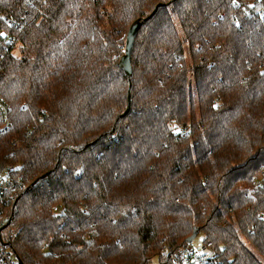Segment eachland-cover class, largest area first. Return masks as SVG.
I'll return each instance as SVG.
<instances>
[{
	"label": "trees",
	"instance_id": "1",
	"mask_svg": "<svg viewBox=\"0 0 264 264\" xmlns=\"http://www.w3.org/2000/svg\"><path fill=\"white\" fill-rule=\"evenodd\" d=\"M0 95L18 264H264V0H0Z\"/></svg>",
	"mask_w": 264,
	"mask_h": 264
},
{
	"label": "built area",
	"instance_id": "2",
	"mask_svg": "<svg viewBox=\"0 0 264 264\" xmlns=\"http://www.w3.org/2000/svg\"><path fill=\"white\" fill-rule=\"evenodd\" d=\"M10 106L8 102L0 95V135L7 132L12 121L10 117ZM15 166L7 164L3 167L0 174V201L4 199V194L15 184L13 174ZM24 188V185H20ZM2 198V199H1ZM58 207L54 210L58 211ZM10 214L0 206V264H18L16 258L10 251L9 245L2 236V227L6 225ZM218 250L211 240L196 238L192 242H185L177 252L178 264H210L214 261Z\"/></svg>",
	"mask_w": 264,
	"mask_h": 264
},
{
	"label": "water",
	"instance_id": "3",
	"mask_svg": "<svg viewBox=\"0 0 264 264\" xmlns=\"http://www.w3.org/2000/svg\"><path fill=\"white\" fill-rule=\"evenodd\" d=\"M161 4H157L155 9L153 10L152 13H150L149 16L141 19V18H137L131 25L127 35H126V42H125V53L121 58V67L127 72V74L129 75V77L132 74V67H131V54H132V49L134 47V43L138 34L139 29L141 28L142 24L147 21L150 17L153 16V14L157 11V9L159 8ZM130 105H131V94L129 93L128 95V107L127 109L124 111V113L121 116H124L130 109ZM6 226V225H5ZM3 226L2 229L5 227ZM200 229L196 228L193 232V234L191 236H189L187 238V242H192L196 237L197 234L199 233Z\"/></svg>",
	"mask_w": 264,
	"mask_h": 264
},
{
	"label": "rangeland",
	"instance_id": "4",
	"mask_svg": "<svg viewBox=\"0 0 264 264\" xmlns=\"http://www.w3.org/2000/svg\"><path fill=\"white\" fill-rule=\"evenodd\" d=\"M13 52H15V53H19L20 52V45H19V43L16 44L15 49H14ZM201 238H203V235H200L199 237H196V240H199ZM153 264H159L158 260L156 259Z\"/></svg>",
	"mask_w": 264,
	"mask_h": 264
}]
</instances>
